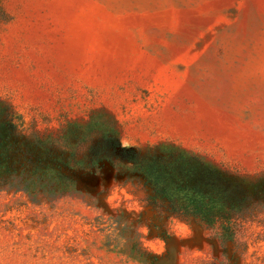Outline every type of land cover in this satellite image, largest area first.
<instances>
[{"label": "rangeland", "instance_id": "1", "mask_svg": "<svg viewBox=\"0 0 264 264\" xmlns=\"http://www.w3.org/2000/svg\"><path fill=\"white\" fill-rule=\"evenodd\" d=\"M0 104L65 177L0 180V264H264V0H0ZM198 158L249 186L240 244L104 202L88 142ZM30 179V178H29ZM126 183V182H125ZM165 244L156 256L136 228Z\"/></svg>", "mask_w": 264, "mask_h": 264}, {"label": "trees", "instance_id": "2", "mask_svg": "<svg viewBox=\"0 0 264 264\" xmlns=\"http://www.w3.org/2000/svg\"><path fill=\"white\" fill-rule=\"evenodd\" d=\"M85 156L84 169L97 172L102 162H108L126 183L140 186L152 211L162 209L169 216L199 223L222 243L240 244L250 208L245 180L195 157L122 146L111 137L90 140ZM55 169L37 141L26 135L21 115L0 104V180L26 176L36 185L44 175L51 181L65 177Z\"/></svg>", "mask_w": 264, "mask_h": 264}, {"label": "clouds", "instance_id": "3", "mask_svg": "<svg viewBox=\"0 0 264 264\" xmlns=\"http://www.w3.org/2000/svg\"><path fill=\"white\" fill-rule=\"evenodd\" d=\"M134 186L131 183L114 182L106 189L104 195V202L112 209H119L121 206L130 213L139 214L143 211L145 205L133 194ZM166 215L162 209L157 210V221H149L152 230L156 231L159 227V219ZM148 223H141L137 226L136 231L139 235V242L141 246L148 252L160 256L165 251L164 241L159 236L148 238L150 228ZM168 234L177 237L178 239L189 238L193 231L190 223L183 222L175 217H169L166 222Z\"/></svg>", "mask_w": 264, "mask_h": 264}]
</instances>
